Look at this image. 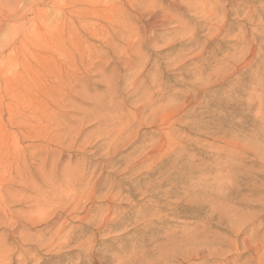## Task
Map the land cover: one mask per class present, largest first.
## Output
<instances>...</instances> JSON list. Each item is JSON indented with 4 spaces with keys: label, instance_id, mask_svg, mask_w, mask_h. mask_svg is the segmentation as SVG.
I'll return each mask as SVG.
<instances>
[{
    "label": "rangeland",
    "instance_id": "1",
    "mask_svg": "<svg viewBox=\"0 0 264 264\" xmlns=\"http://www.w3.org/2000/svg\"><path fill=\"white\" fill-rule=\"evenodd\" d=\"M256 261L264 0H0V264Z\"/></svg>",
    "mask_w": 264,
    "mask_h": 264
},
{
    "label": "bare ground",
    "instance_id": "2",
    "mask_svg": "<svg viewBox=\"0 0 264 264\" xmlns=\"http://www.w3.org/2000/svg\"><path fill=\"white\" fill-rule=\"evenodd\" d=\"M139 3V2H138ZM157 6V5H156ZM154 10V9H153ZM152 15V14H151ZM40 18H42V17H40ZM37 30V29H36ZM34 32V31H33ZM36 32H38V31H36ZM36 34V33H35ZM28 35V34H27ZM29 36V35H28ZM34 36V35H33ZM26 37V36H25ZM23 39H24V37H23ZM21 40V39H20ZM25 40H27L26 38H25ZM30 40H32V39H30ZM23 41V40H22ZM20 42V41H19ZM18 42V43H19ZM35 42V41H34ZM23 43V45H24V47H26V42H22ZM36 43V42H35ZM21 44V43H20ZM19 44V45H20ZM29 43H28V41H27V45H28ZM31 45H32V43H30ZM30 45V46H31ZM35 45V44H34ZM73 45V44H72ZM21 46V45H20ZM89 46V45H88ZM91 48V47H90ZM85 53V52H84ZM73 59H75L74 57H73ZM71 62V61H70ZM74 62V61H73ZM76 63V62H75ZM72 64V63H71ZM69 65H70V63H69ZM73 65V64H72ZM74 67V66H73ZM94 177V176H93ZM90 181V180H89ZM93 182V181H92ZM87 184V183H86ZM95 186V185H94ZM65 192V191H64ZM114 192V191H113ZM63 193V192H62ZM69 193V192H68ZM58 195H60V194H58ZM65 195V194H64ZM62 197V196H61ZM110 197V196H109ZM44 199V198H43ZM90 199V198H89ZM109 200V199H108ZM73 201V200H72ZM57 202V201H56ZM60 202V201H59ZM42 206V205H41ZM107 207V206H106ZM111 207V206H110ZM67 208V207H66ZM73 208H75V207H73ZM77 208V207H76ZM44 209H45V207H44ZM65 209V208H64ZM47 210V209H46ZM105 212V211H104ZM108 213H110V212H108ZM106 215V214H105ZM100 217V216H99ZM104 217V216H103ZM103 219V218H102ZM104 220V219H103ZM100 226H101V224H100ZM54 232V231H53ZM59 234V233H58ZM56 241V240H55ZM252 259H254V258H252ZM251 261V260H250ZM253 262V261H252ZM257 262V261H256ZM254 264V263H253ZM255 264H261L260 263V261L259 262H257V263H255Z\"/></svg>",
    "mask_w": 264,
    "mask_h": 264
}]
</instances>
